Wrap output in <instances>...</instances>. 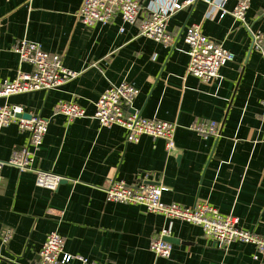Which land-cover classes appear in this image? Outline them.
<instances>
[{"label": "crops", "instance_id": "1", "mask_svg": "<svg viewBox=\"0 0 264 264\" xmlns=\"http://www.w3.org/2000/svg\"><path fill=\"white\" fill-rule=\"evenodd\" d=\"M83 1L0 0V82L31 71L14 52L22 39L60 54L64 66L78 73L58 89L0 99L49 120L34 167L66 180L50 191L36 185L33 172L0 167V234L13 230L7 244L0 239V264H39L53 231L64 237L65 252L98 264H264V257L254 258L252 245L219 247L197 225L106 196L113 181L163 185L166 203L207 202L237 217L241 228L264 235V58L250 33L231 15H209L199 1L171 17L174 42L166 46L119 15L107 25L83 24L77 18ZM139 1L145 13L158 6L157 0ZM234 5L230 0L227 8ZM246 20L264 35V0H252ZM192 24L235 56L209 82L188 72L184 35ZM125 81L139 90L132 111L177 125L175 150L148 135L128 142L123 127H102L92 119L109 83ZM60 101L77 103L87 117L69 121L55 114ZM211 121L219 124L218 136L192 128ZM28 142L29 133L15 123L0 130V163ZM161 234L173 245L169 259L150 248Z\"/></svg>", "mask_w": 264, "mask_h": 264}, {"label": "built area", "instance_id": "2", "mask_svg": "<svg viewBox=\"0 0 264 264\" xmlns=\"http://www.w3.org/2000/svg\"><path fill=\"white\" fill-rule=\"evenodd\" d=\"M199 1L208 5L209 15L217 11L220 18L228 14L241 22L250 33L253 46L264 58V35L254 30L246 20L252 0H234L235 5L231 10L227 8L230 0H157L158 6L151 4L146 10L147 14L139 0H84L77 18L87 26L98 23L107 25L119 15L125 24H138L140 35L171 46L174 42L168 31L171 17ZM123 30L124 27L121 28V31ZM184 42L188 48V72L203 82L220 77L221 68L235 60L232 52L203 33L200 24H192L186 28ZM14 52L18 55L19 63L30 65L31 71L20 70L15 80L0 82V99L41 90H55L78 76L77 72L64 66L60 54L48 52L39 42L19 40ZM138 93L139 90L131 82L109 83L95 104L96 110L92 119L102 127L114 125L123 127L128 142L137 143L142 136L148 135L163 139L169 151L175 150L177 125L159 119L144 118L139 112L132 111ZM26 114L30 117H26ZM55 114L66 116L69 121L87 117L85 109L80 105L65 101H60L56 105ZM13 123L29 133V142L23 149L15 151L7 162L0 163V167L11 165L21 172H33L38 187L56 191L65 178L39 171L34 167L36 152L42 146L49 129V120L39 114L27 112L20 105L0 104V130ZM192 128L205 137L219 135V124L215 121L194 124ZM165 191L166 187L163 185L143 181L136 184L113 181L106 189V196L108 202L140 205L149 212L197 225L202 228L204 235L214 240L219 247L239 241L255 247L256 260L264 257V235L241 228L238 218L233 214H223L207 202L190 207L166 203L163 201ZM12 236L13 230L6 229L1 232L0 239L7 244ZM150 248L156 256L167 259L172 256L173 245L163 234L152 240ZM73 260H79L83 264H98L82 256L65 252L64 237L57 231L50 232L40 249L39 264H70Z\"/></svg>", "mask_w": 264, "mask_h": 264}, {"label": "water", "instance_id": "3", "mask_svg": "<svg viewBox=\"0 0 264 264\" xmlns=\"http://www.w3.org/2000/svg\"><path fill=\"white\" fill-rule=\"evenodd\" d=\"M25 116H26V117H28V118L30 117V116H29V115H27V114H26ZM63 181H66V180H63ZM165 239L167 240L168 238H165Z\"/></svg>", "mask_w": 264, "mask_h": 264}]
</instances>
